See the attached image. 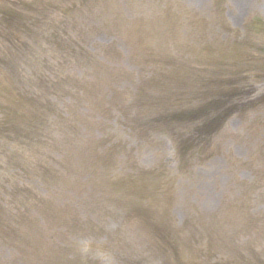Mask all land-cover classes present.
I'll return each mask as SVG.
<instances>
[{"label":"rangeland","instance_id":"1","mask_svg":"<svg viewBox=\"0 0 264 264\" xmlns=\"http://www.w3.org/2000/svg\"><path fill=\"white\" fill-rule=\"evenodd\" d=\"M263 29L264 0H0V264H264Z\"/></svg>","mask_w":264,"mask_h":264},{"label":"trees","instance_id":"2","mask_svg":"<svg viewBox=\"0 0 264 264\" xmlns=\"http://www.w3.org/2000/svg\"><path fill=\"white\" fill-rule=\"evenodd\" d=\"M256 28H259V26H257ZM231 99L232 98H230L229 96H223V98L221 97L210 101L199 110H190L192 114L190 116V119L186 122H191L192 120L199 123L200 127L203 130L205 129V132H214L222 125V121L223 119H225V116L232 111L234 106L231 102ZM218 116H220L221 122H217L218 118L215 117Z\"/></svg>","mask_w":264,"mask_h":264}]
</instances>
